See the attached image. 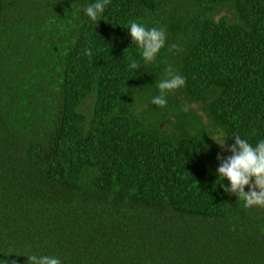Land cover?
Instances as JSON below:
<instances>
[{"label":"trees","instance_id":"obj_1","mask_svg":"<svg viewBox=\"0 0 264 264\" xmlns=\"http://www.w3.org/2000/svg\"><path fill=\"white\" fill-rule=\"evenodd\" d=\"M92 2L0 0V259L264 264V206L225 193L211 137L264 138V0ZM131 20L166 33L148 64Z\"/></svg>","mask_w":264,"mask_h":264},{"label":"clouds","instance_id":"obj_2","mask_svg":"<svg viewBox=\"0 0 264 264\" xmlns=\"http://www.w3.org/2000/svg\"><path fill=\"white\" fill-rule=\"evenodd\" d=\"M109 0H93L84 8L85 15L93 22L100 21L105 7ZM132 42L138 46V55L145 64L152 62L161 52L166 44V33L162 28L153 26L146 27L143 23L131 20L126 26ZM132 43V44H133ZM140 67L137 60L129 64L130 69L137 70ZM185 78L176 74L169 67L167 76L157 83L159 94L151 97L150 103L158 107L168 104V94L183 87ZM183 111H189L187 105L183 106ZM225 133L223 129H217L216 135L211 136L221 147L231 155L223 156L217 154L219 166L216 169L220 185L225 193L234 194L243 201L245 208L264 206V138H259L255 144L240 135H234V143L226 145L227 140L223 139ZM225 179L229 182L224 183ZM249 190L246 191L245 187ZM0 264H9L8 260L0 259ZM11 264H16L15 260ZM27 264H62V261L51 255L27 256Z\"/></svg>","mask_w":264,"mask_h":264}]
</instances>
